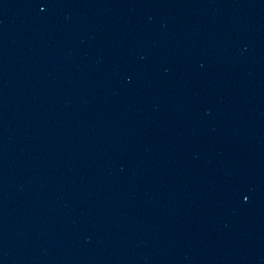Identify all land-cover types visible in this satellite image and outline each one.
<instances>
[{
    "label": "water",
    "instance_id": "obj_1",
    "mask_svg": "<svg viewBox=\"0 0 264 264\" xmlns=\"http://www.w3.org/2000/svg\"><path fill=\"white\" fill-rule=\"evenodd\" d=\"M0 264H264V0H0Z\"/></svg>",
    "mask_w": 264,
    "mask_h": 264
}]
</instances>
